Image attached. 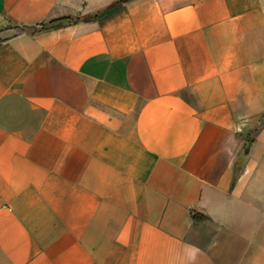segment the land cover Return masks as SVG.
<instances>
[{"label": "crops", "instance_id": "crops-1", "mask_svg": "<svg viewBox=\"0 0 264 264\" xmlns=\"http://www.w3.org/2000/svg\"><path fill=\"white\" fill-rule=\"evenodd\" d=\"M0 264H264V0H0Z\"/></svg>", "mask_w": 264, "mask_h": 264}, {"label": "trees", "instance_id": "trees-1", "mask_svg": "<svg viewBox=\"0 0 264 264\" xmlns=\"http://www.w3.org/2000/svg\"><path fill=\"white\" fill-rule=\"evenodd\" d=\"M55 22H56V21H55ZM255 131H256V129H255ZM252 133H254V131H253ZM251 138H252V137L249 138V141L251 140ZM193 217H196V216H193Z\"/></svg>", "mask_w": 264, "mask_h": 264}]
</instances>
